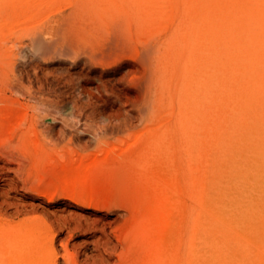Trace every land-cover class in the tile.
Masks as SVG:
<instances>
[{
    "label": "rangeland",
    "instance_id": "1",
    "mask_svg": "<svg viewBox=\"0 0 264 264\" xmlns=\"http://www.w3.org/2000/svg\"><path fill=\"white\" fill-rule=\"evenodd\" d=\"M260 67L264 0H0V134L13 143L0 148V256L14 253L5 264H215L204 232L223 242L226 263L264 264V191L234 187L238 166L264 147ZM95 130L108 142L99 150L113 181L108 209L28 187L65 143L95 151ZM239 200L249 204L241 233L220 231L212 207L223 202L237 215ZM35 214L53 226L52 245L30 229Z\"/></svg>",
    "mask_w": 264,
    "mask_h": 264
},
{
    "label": "bare ground",
    "instance_id": "2",
    "mask_svg": "<svg viewBox=\"0 0 264 264\" xmlns=\"http://www.w3.org/2000/svg\"><path fill=\"white\" fill-rule=\"evenodd\" d=\"M118 16V15H117ZM44 17V16H43ZM80 17H78V19H79ZM117 18V17H116ZM116 18H114V19H116ZM119 18V17H118ZM120 19V18H119ZM77 20V17H76V19L74 18V20L73 21H76ZM113 20V19H112ZM124 20V19H123ZM123 20H121L120 22H122ZM129 20V19H128ZM128 20H127V23H128ZM78 21V20H77ZM77 21H76V25L77 24H79L80 23V21H78V23H77ZM108 21V20H107ZM110 21V20H109ZM117 21V20H116ZM116 21H114V22H116ZM131 21V20H130ZM133 21V20H132ZM131 21V22H132ZM39 22H41V21H39ZM114 22H112L113 24H116V23H114ZM73 23H75V22H73ZM124 23V22H123ZM132 23H134V22H132ZM106 24V23H105ZM104 24V25H105ZM112 24V25H113ZM121 24V23H120ZM81 25V23L79 24V26ZM84 25V24H83ZM110 25V24H109ZM125 24H123V25H121L122 27H121V29L123 28V29H125L124 27L125 26H128V25H125ZM78 26V25H77ZM111 26V25H110ZM133 26V25H132ZM107 27V26H106ZM105 27V28H106ZM114 26H111V27H108V28H111V30H112V28H113ZM81 31H82V25L80 26V27H78ZM102 28V27H101ZM130 28V27H129ZM87 29H89L91 32L93 31L92 30V28H87ZM86 29V30H87ZM110 30V29H109ZM115 30V29H114ZM134 30V29H133ZM90 31H89V33H90ZM127 31V30H126ZM139 31V30H138ZM83 32V31H82ZM99 32H101L102 34H103V32H105L104 30H103V32L101 31V30H99ZM99 32H98V34H99ZM111 32H114V31H111ZM111 32H105V33H107V35H108V33H111ZM128 32V31H127ZM134 32V31H133ZM83 33H85V32H83ZM97 33V32H96ZM96 33L95 32H93V34H94V37H96L97 35H96ZM104 33V35L102 36V35H100V36H102L103 37V39H108V38H105L106 36V34ZM124 33V34H123ZM125 31H122L121 30V35H119L118 37H121L122 35L124 36L125 35ZM137 33H139V35H140V32H136V33H132V35L133 34H137ZM92 33H90V35H93ZM113 34H115V32L113 33ZM126 34H128V33H126ZM116 35V34H115ZM115 35H112V33L109 35V38H111V36H113L112 38H114V36ZM99 36V37H100ZM128 36H129V34H128ZM88 37H90V36H88ZM108 37V36H107ZM97 38V37H96ZM124 38V37H123ZM134 38V37H133ZM98 39H100V40H102L101 38H98ZM128 39V38H127ZM130 39V38H129ZM137 41H138V38H135ZM117 40V39H116ZM116 40H113L114 42L116 41ZM132 40V39H131ZM136 40H134L133 39V41L135 42ZM106 41V40H105ZM120 40H118V44L120 43L119 42ZM125 42H126V40H124ZM135 42V43H139V44H141L140 42ZM98 43H101V41L99 42V41H97ZM97 42L95 43V44H97ZM114 42H111V43H113V44H110V45H112V47H114L113 45H116L117 46V48H118V46H121L120 44L119 45H117L116 43L114 44ZM105 44H106V42H104ZM129 43H131L130 41L128 42V44H126V45H131V44H129ZM139 44H135V45H139ZM101 45V44H100ZM99 45V46H100ZM107 45H108V43H107ZM110 45H108V46H110ZM132 45H134L133 43H132ZM104 46V45H103ZM106 47V46H105ZM129 47H131V46H129ZM136 47V46H135ZM100 48V47H99ZM115 48V47H114ZM109 49V50H111V54L113 53L114 54V52L112 51V50H114V51H116V49ZM259 48V47H258ZM136 49V48H135ZM104 50V49H103ZM103 50L101 51V52H103ZM106 50V49H105ZM133 50V49H132ZM118 51V50H117ZM117 51H116V53L114 54V55H118L117 54ZM104 52H106V51H104ZM135 52V51H134ZM236 53H237V55H240L241 54V51L239 52V49H237V51H236ZM102 54H104V53H102ZM107 54H108V52H107ZM111 54L109 55L110 57H111ZM112 54V55H113ZM260 54V53H259ZM105 55V54H104ZM116 57V56H115ZM114 57V58H115ZM208 69V68H207ZM231 71V70H230ZM215 73L216 72V70L215 69H209L208 70V73ZM259 74H262V75H264V71H263V69H261V67H260V70H259ZM233 76V75H232ZM253 76V75H252ZM254 76H255V74H254ZM256 77V76H255ZM207 78H209V80L211 79V76H208V77H206V80H207ZM262 78H264V76L262 77ZM235 80V79H234ZM205 81V80H204ZM213 81V80H212ZM206 82V81H205ZM223 82V81H222ZM211 84V83H210ZM219 86H221V85H219ZM208 89V88H207ZM218 89V88H217ZM202 90V89H201ZM206 90V89H205ZM216 90V89H215ZM219 90V89H218ZM260 90H262V92H263V97H264V84L263 85H261V88H260ZM224 91H226V90H224ZM213 92V91H212ZM223 92H222V90H221V88H220V94L219 93H217V94H219V95H221ZM224 94V93H223ZM231 96V95H230ZM227 97H228V95H227ZM229 98V97H228ZM236 98V97H235ZM204 100V99H203ZM208 100V99H207ZM223 101H225L224 99H223ZM235 101H240L243 105H246L247 104V101H245V103H244V101L242 100V97L241 96H239V97H237L236 99H235ZM221 103V102H220ZM226 103V102H225ZM212 105V104H211ZM233 105V104H232ZM25 106V105H24ZM202 108V107H201ZM234 111V110H233ZM211 115V114H210ZM214 118V117H213ZM51 119V118H50ZM49 118L47 119V121H51ZM203 119V118H202ZM258 123H260V125L262 126L261 127V129H263V131H262V133L260 134V136L261 137H264V118H261V119H259V122ZM210 125V124H209ZM209 127V126H208ZM1 128H3V127H1ZM0 128V129H1ZM6 128V127H5ZM10 129V127H8L7 126V130H9ZM13 129H14V132H15V127L14 128H11V130L13 131ZM4 130V128L3 129H1V131H3ZM219 131V130H218ZM221 131H222V129H221ZM228 131V130H227ZM241 131V130H240ZM6 132V131H5ZM7 133V132H6ZM2 134V133H1ZM1 134H0V139H1ZM14 134V133H13ZM12 134V135H13ZM219 134V133H218ZM241 134V133H240ZM3 135V134H2ZM9 135V136H8ZM11 135V133L9 134H6V136L7 137H11L10 136ZM48 135V134H47ZM4 136H5V134L2 136L3 137V140L1 139L0 141H4ZM240 136V135H239ZM13 137V136H12ZM48 137H50V136H48ZM48 137H47V139H48ZM46 137H44V139H45ZM10 139V138H9ZM47 139H45V140H47ZM50 139V138H49ZM49 139L47 140V141H49ZM51 140V139H50ZM240 140V139H239ZM248 140H250V138H248L246 141H248ZM0 142V148H2V149H4L3 151H6L5 149L7 148V150H8V145H10V146H13L12 144H8L7 145V147H5V145H4V143L6 142ZM51 142V141H50ZM54 142V141H53ZM99 142V141H98ZM251 142H253L252 140H251ZM7 143V142H6ZM49 143V142H48ZM99 143H101V144H103V142H99ZM98 143V144H99ZM47 144V143H46ZM65 144H67V143H65ZM72 144V143H71ZM79 144V143H78ZM96 145V146H101L100 144L99 145ZM108 144V142H105V144H104V146L106 145V146H108L107 145ZM15 145V144H14ZM17 145V144H16ZM48 145H50V143L48 144ZM51 145H53L52 143H51ZM56 145H57V143H56ZM68 145H69V142H68ZM73 145V144H72ZM81 145V147H82V144H79V146ZM10 146H9V148H10ZM19 147H17L18 149L19 148H22V146L21 145H18ZM21 146V147H20ZM53 146H55V145H53ZM75 146V145H74ZM73 146V147H74ZM218 146V145H217ZM15 147V146H14ZM76 147V146H75ZM77 147H78V145H77ZM76 147V148H77ZM12 148V147H11ZM49 148H50V146H49ZM75 148V149H76ZM84 148V147H83ZM87 148V147H86ZM101 148V147H100ZM102 148H103V146H102ZM241 148V147H240ZM13 149V148H12ZM22 149H24V148H22ZM43 150H44V148H42ZM59 150H61L62 149V147H61V149L60 148H58ZM64 149V148H63ZM67 149H68V147H67ZM66 149V147H65V150H67ZM78 149V148H77ZM80 149V148H79ZM78 149V151H80ZM85 149V148H84ZM242 149V148H241ZM14 150V149H13ZM42 150V151H43ZM51 150H53L54 152L53 153H55L56 154V152L58 153V151H56L55 149H51ZM65 150H62L61 152L63 153H60V155L59 154H56L55 156H51L50 154H48V152L46 153V151L44 150V152H42L41 154H48L47 156H50V157H55V158H57L58 157V155L60 156V157H58L60 160H62L63 158H65L66 159V154H65V152H63V151H65ZM87 150V149H86ZM0 151H2V150H0ZM21 151V150H20ZM24 151V150H23ZM50 151V150H49ZM56 151V152H55ZM70 151H71V153H73L74 152V148H73V150L72 149H70ZM73 151V152H72ZM76 151V150H75ZM81 151H82V149H81ZM256 152H254V156H251L252 158H251V160H250V162L249 163H243V164H241L240 166H238V169H237V175H236V181L234 182L235 184H236V186L234 185V187H235V189H240V188H236V187H254V189H255V191L256 192H259L258 194L259 195H261V194H263V191H264V147H260L259 149H257V150H255ZM9 152V151H8ZM67 152V155H69L70 156V154L71 153H69L68 154V150L66 151ZM77 152V151H76ZM1 153V152H0ZM5 153V152H4ZM51 153H52V151H51ZM92 153H95V152H92ZM9 154V153H8ZM10 154H12V152L10 153ZM9 154V155H10ZM30 154V153H29ZM32 155H34V153H31ZM38 154V153H37ZM40 154V155H41ZM43 154V155H44ZM45 154V155H46ZM65 154V156H63V158H62V155H64ZM84 154H87V153H83V155ZM89 154H91V153H89ZM2 155V154H1ZM5 155V154H4ZM22 155V154H21ZM21 155H19L20 157H21ZM39 155V154H38ZM54 155V154H53ZM74 155H81V154H78V152L76 153V154H73V155H71V156H73V157H75ZM243 155L244 154H242V156H241V158L243 157ZM29 156V155H28ZM35 156V155H34ZM70 156V157H71ZM68 157V156H67ZM86 157V156H85ZM35 158H37L36 156H35ZM39 158V157H38ZM43 158H45L44 156H43ZM48 158V157H47ZM58 158L57 159H55L57 162L56 163H59L58 162ZM69 158V157H68ZM72 158V157H71ZM78 158V157H77ZM80 158V157H79ZM32 159H33V156H32ZM31 159V161H34V164H33V166H35V165H37V163H39L36 159H34V160H32ZM41 159V158H40ZM48 159H51V158H48ZM54 159V158H53ZM53 159H51L52 161H53ZM64 159V160H65ZM23 160L25 161L26 159H24V157H23ZM37 161V163L35 164V162ZM42 160V159H41ZM44 160H47V159H44ZM22 161V160H21ZM43 161V160H42ZM243 161H245L244 160V158H242L241 159V163L243 162ZM26 162V161H25ZM44 163H47V162H45V161H43ZM61 162H63V160L61 161ZM64 162H66V160L64 161ZM69 161H67V163H68ZM21 164H23V163H21ZM43 164V163H42ZM49 166H48V165ZM45 166H48V170H49V172L51 173L52 171H55V169L58 171V169L57 168H55V167H58L59 165L57 164L56 166H54V165H52L50 162H48ZM54 164H55V161H54ZM60 164V163H59ZM23 165H25V164H23ZM44 165H42L43 167L42 168H44ZM51 165H52V168H54V170L52 169V171H50L51 169L49 168V167H51ZM32 166V167H33ZM38 166V165H37ZM41 166V165H40ZM62 166V165H61ZM28 167V166H27ZM37 168V167H36ZM65 166L63 167V168H60V170L62 171V172H65ZM23 169V168H22ZM30 169V168H29ZM29 169L27 168V170H28V172H29ZM34 169H35V167H34ZM39 169H40V171L42 170V172H40L39 171ZM39 169H38V177H35L34 176V178H36L35 180H34V182H36V180H37V182L39 181V182H43V184L44 185H48V184H46L47 183V181H48V176H46L47 178H46V180H43L44 178H45V175H46V172H45V170L47 169V167H46V169L44 168V170L43 169H41L40 167H39ZM64 171H63V170ZM20 170H21V168H20ZM22 171V170H21ZM20 171V173L22 174V172ZM61 171H59L60 173H61ZM36 172H37V170H36ZM56 172V171H55ZM40 173V174H39ZM47 173H48V171H47ZM49 173V174H50ZM58 172H56L55 174H57ZM98 173V172H97ZM96 173V174H97ZM29 174V173H28ZM27 174V175H28ZM48 174V175H49ZM63 174H65V173H63ZM102 174V172L101 173H99V174H97V176L99 175H101ZM40 175V176H39ZM53 175H54V172L53 173H51V177H53ZM108 174H106V176H107ZM58 177H59V174L57 175ZM67 176V175H66ZM29 177V176H28ZM64 176H62V178H63ZM68 177V176H67ZM65 178V179H67L68 180V178ZM93 177V176H92ZM92 177H90L89 176V178L91 179ZM102 177H104L105 178V176H104V174L102 175V176H100V178H99V180L102 178ZM108 177V176H107ZM33 178V179H34ZM38 178V179H37ZM88 177H85V178H80V180L79 181H81L80 183H78L77 181H75L74 180V178H72L73 180H74V182H76V184H74V182L73 181H71V182H73L72 184L74 185V186H72V184H71V182H69L70 183V185H68V189H70V187H80V189H81V187H83L84 188V191L85 190H87L88 192H92L93 193V195H95V197L92 195V196H90V194L91 193H88V192H86L87 194H89V196L90 197H93L94 198V200L96 199L97 200V197H100V201H102L103 199H108V195L110 194V192H109V190H110V188H109V186H107V187H105V185H108V183L110 182V180H106L105 181V179H103V180H100V182H99V180H97L96 179V181H95V178L93 177V181L92 180H88L87 179ZM26 179L27 178H25V180L24 181H26ZM82 179V180H81ZM109 179V178H108ZM22 180V179H21ZM53 180H54V178H53ZM65 181L64 179H63V183H64V181H65V183H64V185H66V183H68V181H70V180H68V181ZM56 181V180H55ZM103 181V182H102ZM23 182V181H22ZM27 182V181H26ZM33 182V180L31 181V183H32V185H31V183H30V186L28 185V187H31V186H33V187H36V188H38V186L40 187V189L42 190V188L41 187H43L42 186V183H39L38 182V185H35V184H33L34 183ZM52 181H51V178H50V182L49 183H51ZM58 182V181H57ZM60 182V181H59ZM105 182V183H104ZM113 182V181H112ZM111 182V184H109L110 186L113 184ZM25 183V182H24ZM54 183V182H53ZM68 183V184H69ZM100 183H102V184H100ZM104 183V184H103ZM107 183V184H106ZM213 183H215V181L213 182ZM27 184V183H26ZM60 185H61V187L59 188V190H60V192H62L61 191V189H63V191L64 192H66V191H68V189H66V188H63V186H62V184L61 183H59ZM59 184H58V186H59ZM100 184V185H99ZM52 185V183L50 184V186ZM49 186V185H48ZM54 186V185H53ZM55 186H56V184H55ZM166 186V185H165ZM27 187V188H28ZM45 187V186H44ZM67 187V186H66ZM88 187V188H87ZM89 187H91V188H89ZM94 187H98V188H100V187H103V188H101V190H99L98 189V192L100 193V195H99V193H97V189H94L93 190V188ZM105 187V188H104ZM112 187H113V185H112ZM52 189H55V187H51ZM109 188V189H108ZM31 189V188H30ZM74 189V188H73ZM90 189H92L93 191H91ZM108 189V190H107ZM38 190H39V188H38ZM49 190V189H48ZM51 190V189H50ZM66 190V191H65ZM79 190V189H78ZM90 190V191H89ZM96 190V191H95ZM165 190V189H164ZM45 191H46V189H45ZM54 191V192H53ZM73 191H75V190H73ZM73 191H72V188H71V190H70V192L73 194ZM77 191V190H76ZM111 191V190H110ZM168 191V190H167ZM219 191V190H218ZM30 193H32V191H29ZM37 192H39V194H44L45 196H47L48 198H46V199H48V200H52V198H53V196H50V194H49V192L48 193H41L40 191H37ZM51 192V191H50ZM52 192L55 194V190H52ZM70 192H66L67 194L69 193L70 194ZM95 192V193H94ZM234 192V191H233ZM34 193H36V192H34L33 191V195H31V196H33V198L32 199H34ZM52 193V195H54ZM80 193H81V190H80ZM164 193V192H163ZM167 193V192H166ZM240 193V192H239ZM38 194V193H37ZM48 194H49V196H48ZM77 193L75 192V195H76ZM79 196H80V194H78ZM234 195H235V193L234 194H232V197H234ZM241 195V194H240ZM242 195L245 197V198H247V197H249L248 195H249V192H247V191H242ZM36 196H38V195H36ZM65 196V195H64ZM79 196H75L74 197V199H72V195H70V196H66V197H71L70 199H72V200H76V201H80V198H79ZM88 196V195H87ZM89 196H88V198H89ZM40 197V196H39ZM165 197V198H164ZM161 196V198H162V200H163V203H169L170 201H171V198H169V195L167 194V195H165V196ZM253 197V196H252ZM30 198V199H31ZM87 198V199H88ZM237 198V197H236ZM36 199V198H35ZM45 199V200H46ZM65 199H67V198H65ZM102 199V200H101ZM217 199V198H216ZM233 200H235L234 198H232ZM39 200V199H38ZM40 200H41V197H40ZM47 200V201H48ZM83 200V199H82ZM93 200V201H94ZM99 200V199H98ZM173 200V199H172ZM174 200H176V201H178L179 199H174ZM70 201V200H69ZM240 201V200H239ZM246 201H248V200H244V202H237L238 203V205L236 206V208H237V215H232V216H230L229 214H228V212L226 211V209L228 208V207H226L224 204H223V202H219V203H215V205L212 207V211H211V214H212V218H213V220L214 221H216V224H217V226H218V228L220 229V231L222 230V229H226V228H231L232 230H234V232H239V233H241V231L240 230H242V227H243V225H245V223H246V219H245V217L244 216H247V210H246V208H245V204L246 205H249ZM103 202V203H102ZM102 202H98V203H100L102 206H100L101 208L103 207V208H106L107 207V204H106V202L103 200ZM162 202V201H161ZM88 203V202H87ZM245 203V204H244ZM89 204V203H88ZM93 204H95L94 202H93ZM93 204L91 205L92 207H96L97 206V204L96 205H94L93 206ZM88 206V205H87ZM108 206H111L110 204H109V202H108ZM89 207V206H88ZM97 208H98V206H97ZM109 207H107V209H108ZM233 210H235V208H232ZM259 209V208H258ZM101 210V209H100ZM106 210V209H105ZM109 211H111V210H109ZM204 211V210H203ZM263 211V210H262ZM35 215H37V214H35ZM205 215V214H204ZM5 216V215H4ZM3 216V217H4ZM33 216V215H32ZM32 216H30V217H32ZM7 217V216H6ZM5 217V218H6ZM9 218V217H8ZM7 218V219H8ZM48 218V217H47ZM10 219V218H9ZM23 220V219H22ZM26 220V219H25ZM28 220H30V219H27V221ZM14 221V220H13ZM26 222V221H25ZM31 222H32V228H30L31 230H33V231H37V234H38V232H40V233H43L44 235H45V237L47 238V239H45L46 240V243H50L51 245H52V241H54L53 239H54V236H55V231H54V229H53V226L51 225V223L49 222V220L47 221L46 220V216H44L43 217V214H42V216H34L32 219H31ZM3 223H7V220L6 219H3V218H1L0 219V225H2ZM12 224V223H11ZM20 225V224H19ZM29 225H30V223H29ZM28 225V226H29ZM224 226H225V228H224ZM2 227V226H1ZM12 227H14V226H12ZM163 227V226H162ZM254 227V226H253ZM3 228V227H2ZM8 228H9V226H8ZM15 228V227H14ZM169 227L167 226V227H165V229H168ZM9 229H11V228H9ZM230 229V230H231ZM6 230V229H5ZM14 230V229H13ZM15 230H16V228H15ZM231 230V231H232ZM6 232H10V231H6ZM12 232V231H11ZM29 232V231H28ZM205 234H202L201 233V239H200V241H201V247H205V249L207 250V252L210 254V256L213 258H211L212 260H213V262L215 263V264H228V263H226L227 262V260H226V257H225V255H223V252H224V244H223V242L220 240V238L216 235V234H208V233H206V232H204ZM218 233V232H217ZM30 234H31V232H30ZM169 232H167V231H165V233L164 234H160L159 235V237L158 238H156L154 241H152V245L153 246H156V247H162L163 245V243H165L164 241H166L168 238H169ZM220 234V233H219ZM237 234V233H236ZM224 235V234H223ZM40 236V235H39ZM39 236H38V239H39ZM226 236V235H225ZM254 236V235H253ZM41 237V236H40ZM43 237V236H42ZM41 237V238H42ZM29 239H31L30 237H28ZM36 240V239H35ZM34 240V241H35ZM123 242H124V240L125 239H121ZM7 241V240H6ZM258 241V240H257ZM41 242H39V244H36V245H34V247L36 248V246L37 245H40L41 246V244H40ZM30 244V243H29ZM32 245V246H33ZM31 246V245H30ZM31 246V247H32ZM44 246V248H45V245H43ZM39 247V246H38ZM51 247H53V246H51ZM35 250V249H34ZM28 252V251H27ZM46 252H48V250L46 251ZM121 252V251H120ZM118 253L119 255L121 254L122 255V253ZM8 253V252H7ZM2 254V256H3V259H4V264L5 263H7V261H5V260H7V259H10L9 257L8 258H6V256L8 255V256H10L11 255V253H9V254ZM21 253V252H20ZM31 253V252H30ZM52 253H53V257H56V254H55V251H52ZM123 253H124V251H123ZM161 253V252H160ZM159 253V254H160ZM248 253V252H247ZM18 254H19V252H18ZM73 254V253H72ZM72 254L70 255L71 257H72ZM125 254V253H124ZM156 254H158V253H156ZM225 254V253H224ZM5 255V256H4ZM13 255H14V253H13ZM13 255H12V258L11 259H14L13 258ZM31 255V254H30ZM37 254H35V255H33L32 254V256H36ZM47 255H48V253H47ZM66 255H69V253H67ZM119 255H117V258H119ZM2 256H0V260H2V262H3V259H2ZM42 256V255H41ZM70 256L68 257V256H65V257H67V258H65L66 260L68 259L69 260V258H70ZM124 257V255H122V257H120L121 258V260H122V258ZM127 257V254L125 255V258H123V259H127L126 258ZM22 258V257H21ZM38 258H39V254H38ZM76 258V257H75ZM20 259V258H19ZM37 259V258H36ZM44 259V258H43ZM48 259V258H47ZM53 259V258H52ZM51 259V260H52ZM73 259V264H75L76 262H75V260H74V258H72ZM255 259V258H254ZM253 259V260H254ZM32 260V259H31ZM68 260H67V262H68ZM242 260H244V259H242ZM16 261V260H15ZM123 262L124 261H127V260H122ZM246 261V260H245ZM10 262V261H9ZM12 262V261H11ZM17 262V261H16ZM34 262V261H33ZM52 262V261H51ZM56 262V261H55ZM120 262V261H119ZM248 262V261H247ZM0 263H1V261H0ZM16 264L15 262H12V264ZM30 263V262H29ZM47 263V262H46ZM50 263V262H49ZM127 262H124V264H126ZM9 264V263H8ZM11 264V263H10ZM22 264H24V263H22ZM33 264V263H32ZM37 264V263H36ZM52 264V263H51ZM53 264H55V263H53ZM71 264V263H70ZM119 264V263H118ZM121 264V263H120ZM123 264V263H122ZM204 264H206V263H204Z\"/></svg>",
    "mask_w": 264,
    "mask_h": 264
},
{
    "label": "crops",
    "instance_id": "3",
    "mask_svg": "<svg viewBox=\"0 0 264 264\" xmlns=\"http://www.w3.org/2000/svg\"><path fill=\"white\" fill-rule=\"evenodd\" d=\"M91 135V134H90ZM94 139H95V141H96V145L99 143V142H103V144H101V143H99L101 146H96L95 145V147L97 148L95 151H92V152H95V153H92V152H90V151H86V148H85V145L84 144H82V147H81V145L79 146V144H77L78 145V147H77V145H75L80 151H78V149L74 146L73 147V145H68V144H65V145H62V146H60V148L62 147V149L63 150H65V147H66V149H67V147H68V154L69 153H71V151H70V149H72L73 150V148H74V152L73 153H71L70 154V156L71 155H73V154H76L77 152H78V154H81L80 156L79 155H74L75 157H73V156H69V155H67V150H65V151H63V152H65V154H66V159L65 158H63V156H65V154L64 155H62V160H63V162H61V161H59V159H58V162L60 163H56L57 161H55V164L53 163L52 165H54V166H56L57 164L59 165L58 167H55V168H57L58 169V171L55 169V171L56 172H58L57 174H55L56 172L55 171H52V169L54 170V168H52V166H51V170L50 171H52L51 173H53L54 172V175H53V177H51V173L48 171V173L46 172V175H45V178L43 179V180H46V176H48V181H47V183L46 184H48L47 186L46 185H44L43 184V182H40V183H42V186L44 187L45 186V188H49V189H51V191L52 190H55V194L54 195H52V193L50 194V196H59V197H62V198H67V199H69V200H72V199H74V197L77 195V196H79L78 194H82V195H84L85 197H87L88 198V196H89V194H87L86 192H88L87 190H85L84 191V188L83 187H81V189H80V187H70V189H68V185H70V183L69 182H71V181H73L74 182V180L75 181H79L80 180V178H85V176H87L88 178V180H92L93 179V177L95 178V181H96V179L97 180H99V178H100V176H102L103 174H104V176H105V178L104 177H102L100 180H103V179H105V181L107 180H110V178H109V176L107 177L106 176V174H108V166L103 162V158L100 156V152H99V150L100 149H102V146L104 147V144H105V142H107V137H106V135L102 132V131H98V130H95L94 131ZM92 136V135H91ZM99 141V142H98ZM98 144V145H99ZM85 149H84V148ZM101 147V148H100ZM76 148V149H75ZM81 149H82V151H81ZM77 152H76V151ZM83 153H87V154H84L83 155ZM89 153H91V154H89ZM69 158H68V157ZM86 156V157H85ZM78 157V158H77ZM80 157V158H79ZM57 159V158H56ZM66 160V162H64L65 160ZM67 161H69L68 163H67ZM62 165V166H61ZM66 167L65 168V172H62L61 170H60V168H63V167ZM74 166H78L79 168H78V170H73L72 168L74 167ZM63 170V169H62ZM59 171H61V173L59 172ZM64 171V170H63ZM98 172V173H97ZM102 172V174L99 176H97V174H99V173H101ZM50 173V174H49ZM63 173H65V174H63ZM97 173V174H96ZM49 174V175H48ZM59 174V177L57 176ZM68 177H67V176ZM40 176V175H39ZM62 176H64L63 178H62ZM89 176L90 177H92L91 179L89 178ZM38 177V176H37ZM68 178V180H70V181H68L67 179H65V178ZM50 178H51V183H52V185L50 186V184L51 183H49L50 182ZM53 178H54V180H53ZM72 178H74V180L72 179ZM109 178V179H108ZM63 179L66 181H68V183H66V185H64V183H65V181H64V183H63ZM81 179V180H82ZM56 180V181H55ZM100 180H99V182H100ZM58 181V182H57ZM60 181V182H59ZM93 181V180H92ZM104 181V180H103ZM102 181V182H103ZM106 181V182H107ZM54 182V183H53ZM73 182H71V184L73 183ZM81 181H79L78 183H80ZM59 183H61L62 184V186H63V188H66V189H68V191H66V192H70V190H71V188H72V191L73 190H75V191H73V194L70 192V194L68 193H66V192H64L63 191V189H61V191L62 192H60V190H59V188L61 187V185L59 184ZM105 183V182H104ZM103 183V184H104ZM55 184H56V186H55ZM58 184H59V186H58ZM74 184H76V182H74ZM100 184H102V183H100ZM99 184V185H100ZM107 184V183H106ZM110 182L108 183V185H105V187H107V186H109L110 187ZM54 185V186H53ZM67 186V187H66ZM71 186V185H70ZM72 186H74L73 184H72ZM37 187V186H36ZM39 187V186H38ZM51 187H55V189H52ZM59 187V188H58ZM104 187V188H105ZM74 188V189H73ZM88 188V187H87ZM89 188H91V187H89ZM101 188H103V187H100V188H98V187H94L93 188V190L94 189H97V193H99L98 192V189L99 190H101ZM79 189V190H78ZM109 189V188H108ZM107 189V190H108ZM77 190V191H76ZM80 190H81V193H80ZM91 191H93L92 189H90ZM89 190V191H90ZM96 191V190H95ZM75 192L77 193L76 195H75ZM109 192H110V190H109ZM88 193H91L90 194V196H92L93 195V193L92 192H88ZM95 193V192H94ZM65 195V196H64ZM70 195H72V199H70L71 197H66V196H70ZM88 195V196H87ZM96 195V194H95ZM95 195H93L94 197H95ZM99 195H100V193H99ZM48 196H49V194H48ZM89 196V199H92V200H94V198L93 197H90ZM97 196V195H96ZM109 196H110V194L107 196L108 198H109ZM101 197V196H100ZM100 197H97V200L95 199L94 201H98V199L100 200ZM79 198H80V196H79ZM81 199H84L83 197L82 198H80V200ZM102 200V199H101ZM103 200H106V199H103ZM99 206H102L101 204L99 205Z\"/></svg>",
    "mask_w": 264,
    "mask_h": 264
}]
</instances>
